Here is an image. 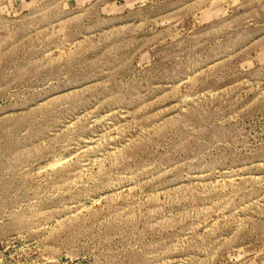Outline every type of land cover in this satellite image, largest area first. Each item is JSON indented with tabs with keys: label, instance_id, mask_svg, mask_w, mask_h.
<instances>
[{
	"label": "rangeland",
	"instance_id": "rangeland-1",
	"mask_svg": "<svg viewBox=\"0 0 264 264\" xmlns=\"http://www.w3.org/2000/svg\"><path fill=\"white\" fill-rule=\"evenodd\" d=\"M0 264H264V0H0Z\"/></svg>",
	"mask_w": 264,
	"mask_h": 264
}]
</instances>
